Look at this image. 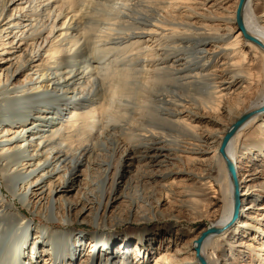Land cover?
<instances>
[{
  "label": "bare ground",
  "instance_id": "bare-ground-1",
  "mask_svg": "<svg viewBox=\"0 0 264 264\" xmlns=\"http://www.w3.org/2000/svg\"><path fill=\"white\" fill-rule=\"evenodd\" d=\"M263 198L264 0H3L0 264H264Z\"/></svg>",
  "mask_w": 264,
  "mask_h": 264
},
{
  "label": "rangeland",
  "instance_id": "rangeland-1",
  "mask_svg": "<svg viewBox=\"0 0 264 264\" xmlns=\"http://www.w3.org/2000/svg\"><path fill=\"white\" fill-rule=\"evenodd\" d=\"M3 3V0H0V7L1 4ZM69 61H72L73 63H77L79 61V57H70ZM77 69V66H72V67H68V70H73L75 71ZM67 88L69 87H65V89L67 90ZM208 127H211V129L213 128L214 130L216 129L217 126L215 125H211L209 124ZM190 183V182H188ZM187 185V183L185 182V184H182L180 186H185ZM261 204H264V198L260 201ZM240 202H239V206H240ZM168 206V205H167ZM242 215H239V212L236 215V220L235 222L238 223V221H240L242 219L241 217ZM240 217V218H239ZM205 224L204 220L198 221L196 223H190L189 222V217L184 215L182 216L181 220H180V225H179V232H180V240L178 241V243L174 246V261L175 264H188V257H189V246L187 244V235L189 232V229H198L201 226H203ZM78 231L80 232H92L93 231V227L87 224H82V226L78 227ZM117 230H121V228H117ZM128 231H130V229H128Z\"/></svg>",
  "mask_w": 264,
  "mask_h": 264
},
{
  "label": "water",
  "instance_id": "water-1",
  "mask_svg": "<svg viewBox=\"0 0 264 264\" xmlns=\"http://www.w3.org/2000/svg\"><path fill=\"white\" fill-rule=\"evenodd\" d=\"M230 168H231V171L233 172V167H232V165L230 164Z\"/></svg>",
  "mask_w": 264,
  "mask_h": 264
}]
</instances>
